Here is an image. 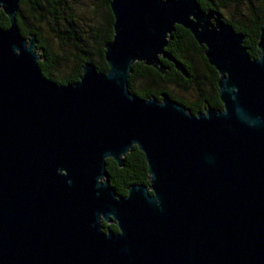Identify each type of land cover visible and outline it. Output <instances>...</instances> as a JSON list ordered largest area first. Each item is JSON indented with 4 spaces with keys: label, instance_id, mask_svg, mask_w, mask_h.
Here are the masks:
<instances>
[{
    "label": "water",
    "instance_id": "obj_1",
    "mask_svg": "<svg viewBox=\"0 0 264 264\" xmlns=\"http://www.w3.org/2000/svg\"><path fill=\"white\" fill-rule=\"evenodd\" d=\"M21 1L0 0V264H264V26L251 58L197 0H110L108 70L57 85ZM176 26L205 48L221 110L130 92L135 63L188 77L165 50ZM134 145L149 184L116 195L106 160L123 167Z\"/></svg>",
    "mask_w": 264,
    "mask_h": 264
},
{
    "label": "trees",
    "instance_id": "obj_2",
    "mask_svg": "<svg viewBox=\"0 0 264 264\" xmlns=\"http://www.w3.org/2000/svg\"><path fill=\"white\" fill-rule=\"evenodd\" d=\"M102 1L103 24L93 27L89 35L94 53L79 34L73 16L67 13L65 0L20 2L28 7L37 23L46 24L50 33H53L51 41L39 27L26 24L19 7L16 15L17 25L23 37L33 35L36 38V47L42 50L43 57L38 66L46 79L57 85L74 84L79 81L82 66L86 62L94 64L98 72L105 73L108 70L104 60V45L113 36V17L109 8L110 0ZM197 2L202 10H215L225 23L230 24L237 33L243 34V44L249 56L258 57L257 43L264 26V0H197ZM8 26V19L0 10V28L6 29ZM53 40L62 53L61 56L55 51ZM165 50L182 64L188 77L178 72L167 60H162L163 65L167 67L165 74H160L143 63H135L128 79L130 92L142 99L166 94L186 109L191 107L194 98H197L198 109L210 106L215 110H221L222 104L217 92L218 75L216 70L207 64L205 48L195 42L189 31L176 26ZM193 94L196 96L193 97ZM123 164V167H118L113 160H106V178L116 195L125 196L127 188L132 184H149L144 155L136 145L124 157ZM102 226L103 231L112 229L117 232L115 225L102 223Z\"/></svg>",
    "mask_w": 264,
    "mask_h": 264
},
{
    "label": "rangeland",
    "instance_id": "obj_3",
    "mask_svg": "<svg viewBox=\"0 0 264 264\" xmlns=\"http://www.w3.org/2000/svg\"><path fill=\"white\" fill-rule=\"evenodd\" d=\"M102 2V0H65V5L68 8L67 13L73 16V22L77 27L79 34L84 38V40H86V45L90 46V50L93 53V42L89 38V35L93 27L96 28L97 26L103 24L104 8ZM19 7H21L25 23L31 25L32 27H39L45 36L52 41L53 33H50L48 26L44 23L42 25L37 23L31 16L27 6L19 4ZM52 43L55 44V51L61 56L62 53L57 49V44L54 42V40ZM194 96L196 95L193 94V97ZM157 99L160 101L161 95L158 96ZM197 103L198 99L194 98V104L187 108V110H189L194 115L199 111H204L203 108H197L199 107Z\"/></svg>",
    "mask_w": 264,
    "mask_h": 264
},
{
    "label": "flooded vegetation",
    "instance_id": "obj_4",
    "mask_svg": "<svg viewBox=\"0 0 264 264\" xmlns=\"http://www.w3.org/2000/svg\"><path fill=\"white\" fill-rule=\"evenodd\" d=\"M112 225H114V224H112Z\"/></svg>",
    "mask_w": 264,
    "mask_h": 264
}]
</instances>
